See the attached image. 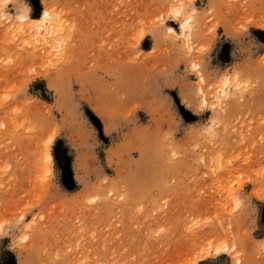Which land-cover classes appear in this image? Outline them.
Instances as JSON below:
<instances>
[{
    "label": "rangeland",
    "instance_id": "obj_1",
    "mask_svg": "<svg viewBox=\"0 0 264 264\" xmlns=\"http://www.w3.org/2000/svg\"><path fill=\"white\" fill-rule=\"evenodd\" d=\"M177 1L0 7V264H189L224 239L199 264H264V0H186L192 51Z\"/></svg>",
    "mask_w": 264,
    "mask_h": 264
},
{
    "label": "snow or ice",
    "instance_id": "obj_2",
    "mask_svg": "<svg viewBox=\"0 0 264 264\" xmlns=\"http://www.w3.org/2000/svg\"><path fill=\"white\" fill-rule=\"evenodd\" d=\"M7 5V0H0V7H4ZM184 5L181 4L179 8L173 7L172 11L169 12L168 18L172 19V18H176L179 19L181 17V10L184 9ZM188 11H190L193 15L195 14V8L193 4H189L187 6ZM26 17L22 16L21 19H25ZM44 18L45 20H47L48 18V13L45 12L44 13ZM158 20H163L164 17L162 16H158L157 18ZM192 24V19L190 17H185L180 25V27L182 29H184V39H187L190 41L191 37L189 35V31H190V25ZM167 32L172 35L174 34V30L173 28L169 27L167 29ZM144 35V33H140V36L142 37ZM139 38V37H138ZM177 39H180V37H176ZM186 47L188 48L189 51H192L191 45L190 43L186 45ZM200 51H204V49H200ZM191 69L194 72H198L199 77H198V82L201 85V87L198 89V93L200 96L204 95V76L203 74L200 72V65L197 63H192L191 65ZM240 76L239 74H237L236 76V83L235 85H233L232 83V78L231 77H227L225 79H223L219 85L216 86V89L218 91V94H222L224 96L228 95V91L230 89V87L234 86L236 89H241L242 87H244L243 85L240 84ZM5 99H7V97H5ZM207 105V100L205 99L203 101L202 107ZM213 109H215L216 105L213 104L212 105ZM55 135V133H53L52 136H49L48 140L46 141V145H50L53 139V136ZM50 157L46 154L45 155V161H49ZM50 172L49 170H45V176L47 177V175H49ZM121 199H123V197H121ZM92 202V201H90ZM236 206L237 208H239L241 206V202L239 200L236 201ZM20 219H23V216L20 217ZM39 219H43V217H39ZM32 225H29V228H31ZM3 228H4V224H0V235H3ZM24 239H27V237H24ZM230 251H235V245H231L229 246L228 244H220V245H215L212 241H207L205 247L201 248L200 251L197 252V260L196 261H190L189 264H199V261L202 259H211L213 257V255L219 256L220 253L222 252H230Z\"/></svg>",
    "mask_w": 264,
    "mask_h": 264
},
{
    "label": "bare ground",
    "instance_id": "obj_3",
    "mask_svg": "<svg viewBox=\"0 0 264 264\" xmlns=\"http://www.w3.org/2000/svg\"><path fill=\"white\" fill-rule=\"evenodd\" d=\"M9 1H11V0H7V3L9 2ZM179 2V3H178ZM186 2V0H179V1H177V3H178V6H175L176 8H179L180 7V5L181 4H184ZM195 11H196V9H195ZM45 12H47L48 13V18H47V20H45V18H44V13ZM22 16H24V17H26L25 19H21V17ZM187 15H185L184 14V10L182 9L181 10V17H183V19L186 17ZM187 17H190L191 19H192V23H193V21H194V17L192 16V15H189V16H187ZM19 19H20V27H19V29L20 30H22V31H24V30H29V29H33V32H35V33H37V32H42V30H44V29H47V28H50L52 25H57V21L55 22V16H54V14L50 11V10H47V9H45V10H43V13H42V15L40 16V17H38V18H33L32 16H30L28 13H22L20 16H19ZM183 19H182V21H183ZM57 20V19H56ZM54 22L56 23V24H54ZM262 26H264V25H262ZM53 27V26H52ZM171 28H173V30H174V33L175 34H177L178 36H181V37H184V35H185V33H184V29L182 30V32H178L174 27H171ZM51 29V28H50ZM189 35H191L190 34V32H189ZM186 40V42L187 43H190V41L189 40H187V39H185ZM194 63H196V62H194ZM225 78H227V77H225ZM211 89H212V92H213V95H214V97L215 98H217L218 100L221 98L220 96L222 95V94H218V91H217V89H216V86H215V84H210V86H209ZM207 100V104L209 103V101H208V97H207V95L205 94V91H204V95L202 96V101H204V100ZM213 104H215V103H212V105ZM53 135V133L50 135V136H52ZM54 138H55V135L53 136V139H52V142H53V140H54ZM52 142H51V144H52ZM51 144L50 145H46L45 146V148L43 149V151L40 153V158H39V163H40V167H41V169H43L44 171L47 169V170H49V171H51L52 170V165H53V155H52V152H51ZM48 155L49 157H50V160L49 161H45V155ZM255 190H257V189H255ZM257 197H259L260 199L261 198H264L263 196H262V194L259 192V191H254L253 192ZM222 241V240H221ZM217 242H219L218 240H217ZM217 242H214V243H217ZM228 244L229 246H231V245H233L235 242H230L229 240H227V239H224L222 242H219V243H217V245H220V244ZM216 245V244H215ZM235 245V244H234ZM235 248H236V246H235ZM230 252H233V251H230ZM223 253H225V252H222V253H220V254H223ZM227 253V252H226ZM197 260V257L195 258V261ZM202 260H204V259H202Z\"/></svg>",
    "mask_w": 264,
    "mask_h": 264
},
{
    "label": "water",
    "instance_id": "obj_4",
    "mask_svg": "<svg viewBox=\"0 0 264 264\" xmlns=\"http://www.w3.org/2000/svg\"><path fill=\"white\" fill-rule=\"evenodd\" d=\"M36 1H38V0H36ZM257 34H258V36H259L260 38H262V39L264 40V33L258 32ZM262 34H263V35H262ZM182 112H183V114H185L188 118H191V115L189 114V112H187L185 109H183V107H182Z\"/></svg>",
    "mask_w": 264,
    "mask_h": 264
},
{
    "label": "flooded vegetation",
    "instance_id": "obj_5",
    "mask_svg": "<svg viewBox=\"0 0 264 264\" xmlns=\"http://www.w3.org/2000/svg\"><path fill=\"white\" fill-rule=\"evenodd\" d=\"M10 264V263H9ZM12 264V263H11Z\"/></svg>",
    "mask_w": 264,
    "mask_h": 264
}]
</instances>
